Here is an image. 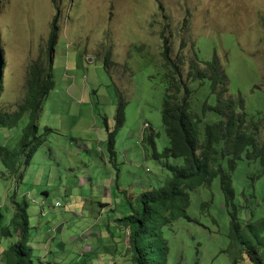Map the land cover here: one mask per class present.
Instances as JSON below:
<instances>
[{
  "label": "rangeland",
  "instance_id": "1",
  "mask_svg": "<svg viewBox=\"0 0 264 264\" xmlns=\"http://www.w3.org/2000/svg\"><path fill=\"white\" fill-rule=\"evenodd\" d=\"M53 23L55 86L39 114V133L50 131L20 171H8L0 160V209L8 222L12 196H26L34 264H42L35 248L40 230L64 242L92 244L91 258L98 263L133 264L121 261L131 255L128 234L116 221L130 212L122 190L135 201L171 176L163 161L176 162L157 157L147 139L154 135L160 153L170 144L162 119L160 33L173 32L170 58L181 62L184 77L194 43L205 59L216 56L227 64L228 95L243 99L247 115L264 116V0H0V110L14 113L24 104L29 69L47 59ZM142 44L146 50L138 47ZM208 92V85L200 86L195 95ZM208 100L214 105L217 98L210 94ZM28 116L13 128L0 123V145L16 150ZM111 132H116L114 155L108 147ZM247 169L243 163L231 174L236 196L229 204L220 176L191 192L188 217L163 228L168 264H231L224 251L230 245L231 212L241 205L246 217L244 204L264 193V177L254 182ZM14 240L0 239L2 248ZM75 256L70 253L65 262Z\"/></svg>",
  "mask_w": 264,
  "mask_h": 264
},
{
  "label": "trees",
  "instance_id": "2",
  "mask_svg": "<svg viewBox=\"0 0 264 264\" xmlns=\"http://www.w3.org/2000/svg\"><path fill=\"white\" fill-rule=\"evenodd\" d=\"M188 18L185 17L183 22L187 24ZM52 27L47 59L42 64L39 61L33 63L29 69L30 80L24 104L14 113L0 110V123L10 128L17 126L26 113L29 114L16 150L0 145V160L8 171H18L28 165L50 131L47 127L45 134L39 133V114L55 86L53 64L58 33L54 23ZM162 31L161 55L165 60L163 79L166 86L162 119L170 144L160 153L156 152L154 135L147 139L157 157L173 158L176 162L163 161L171 176L162 185L137 194L135 201L128 197L126 190H122L130 212L116 218V221L121 231L128 234L125 241L133 264H168L163 228L183 216L188 217L192 191L202 185H210L215 177L220 176L229 204L236 196L231 174L243 163L250 166L251 170L247 169V172L254 182L264 177V116L247 115L243 99L228 95L227 64H220L216 56L213 60L205 59L199 45L194 43L191 67L184 77L180 70L181 62L170 58L173 32L167 36L166 29ZM185 42L182 41V47ZM138 47L146 50L144 45ZM2 70L0 57V73ZM205 85L209 87L208 95L197 97L195 92ZM2 89L0 78V95ZM210 94L217 98L214 105L209 103ZM118 113L122 124V103ZM210 113L215 115L214 119L207 116ZM115 134L111 132L108 138V147L113 155L116 154ZM15 196L8 205L13 211L10 221H5L6 215L0 209V239H15L4 248L2 257L4 264H33L27 198L23 195L16 200ZM240 207L235 205L231 212L230 245L224 251L230 255L231 264H240L246 259L250 264H264V193L253 194L251 204H244L248 209L246 217L240 215Z\"/></svg>",
  "mask_w": 264,
  "mask_h": 264
},
{
  "label": "crops",
  "instance_id": "3",
  "mask_svg": "<svg viewBox=\"0 0 264 264\" xmlns=\"http://www.w3.org/2000/svg\"><path fill=\"white\" fill-rule=\"evenodd\" d=\"M106 206H109V205H106ZM85 231L86 233L92 232L90 230H85ZM35 238L37 240V245L35 247L36 252H37L38 257H40L42 264L44 263L45 264H53V263L55 264H101V263H98L97 259L93 260L91 258L92 252L95 251L96 249L94 246L91 247L92 244L90 246H86V243L81 244L79 242V243L74 244L73 242H64L63 240H60V239L57 240L54 237H50V236L47 237L46 235H44V232L42 230H40V233L39 231H37ZM31 240H32V235H31ZM1 245L2 243L0 241V264H4L3 262L4 259L2 257L4 248H2ZM70 253H73L76 256L71 258L68 262H65L70 257ZM121 254L123 255V253ZM49 255H51L52 257L50 258ZM63 255L65 257L61 258L62 261L56 262V259ZM43 256L44 257L46 256L48 260L46 261V259ZM127 260H130V258H121V261H127ZM108 264H118V262L115 260H111ZM120 264H127V263L122 262ZM240 264H250V262L249 260L246 259L242 261Z\"/></svg>",
  "mask_w": 264,
  "mask_h": 264
},
{
  "label": "built area",
  "instance_id": "4",
  "mask_svg": "<svg viewBox=\"0 0 264 264\" xmlns=\"http://www.w3.org/2000/svg\"><path fill=\"white\" fill-rule=\"evenodd\" d=\"M59 204V202H56V205H58Z\"/></svg>",
  "mask_w": 264,
  "mask_h": 264
}]
</instances>
